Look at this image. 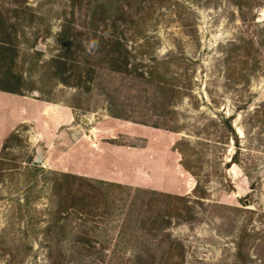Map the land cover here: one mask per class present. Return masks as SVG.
Instances as JSON below:
<instances>
[{
  "label": "rangeland",
  "instance_id": "obj_1",
  "mask_svg": "<svg viewBox=\"0 0 264 264\" xmlns=\"http://www.w3.org/2000/svg\"><path fill=\"white\" fill-rule=\"evenodd\" d=\"M106 1L0 0V92L69 107L81 130L64 127L50 142L24 125L4 138L0 264H164L174 243L172 264H264L263 122L251 119L264 103V66L224 75L234 44L253 43L264 62V0H112L108 13ZM57 56L64 69L51 63ZM162 60L161 78L191 88L174 118L149 79ZM21 104L0 100V135ZM84 134L129 148L134 186L70 174L68 141ZM179 142L197 177L181 166ZM110 155L100 154L105 167ZM161 171L173 173L167 184L193 187L170 194L183 205L148 188L147 174L164 185Z\"/></svg>",
  "mask_w": 264,
  "mask_h": 264
},
{
  "label": "crops",
  "instance_id": "obj_2",
  "mask_svg": "<svg viewBox=\"0 0 264 264\" xmlns=\"http://www.w3.org/2000/svg\"><path fill=\"white\" fill-rule=\"evenodd\" d=\"M9 99L10 101H21V114L16 123L7 130L5 135H0V152L3 145L4 138L10 133L14 132L18 127L29 125L36 135L39 137L52 136V142L56 138L57 131L64 127H70L71 130L77 133H81V130L77 126L76 113L73 109L63 105H51L50 103L29 99L22 96H12L6 93L0 92V100ZM80 130V132H79ZM103 137L96 136L91 137L84 134L83 136L76 137L75 135L69 139L68 144L70 148L68 153H71L74 161L73 168L75 171H71L70 174L74 176H82L85 178H92L101 180L104 182L115 183L123 186H134L136 173L133 172L135 167V160L133 159L132 152L122 149V147L116 145H109V147L101 146V140ZM45 141V139H44ZM105 151L109 152L108 165L105 167L103 162L100 161V154ZM125 150V151H124ZM125 153L126 158L122 159L116 155ZM78 162L79 165H76ZM124 168L123 171L117 172L116 168ZM181 168V167H180ZM83 170V171H81ZM183 175L188 177L183 170ZM154 175L156 174L153 172ZM162 175L161 183H164L161 187H156V179H152L150 174L148 177V188L156 191H162L168 194L186 195L189 191L193 190V187L189 188L188 181H182L180 185L174 186L172 183L167 184L166 179L172 180L173 173L171 171H161L158 175ZM157 175V174H156ZM175 176L178 175L174 174ZM171 176V177H169ZM179 176H181L179 174ZM189 178V177H188ZM186 184V185H185ZM192 186V185H191Z\"/></svg>",
  "mask_w": 264,
  "mask_h": 264
},
{
  "label": "trees",
  "instance_id": "obj_3",
  "mask_svg": "<svg viewBox=\"0 0 264 264\" xmlns=\"http://www.w3.org/2000/svg\"><path fill=\"white\" fill-rule=\"evenodd\" d=\"M112 1V0H111ZM111 1H106L103 3V9L108 8V5H111ZM177 3V2H176ZM180 4L177 3V6H179ZM108 13V10H107ZM152 18V16H151ZM143 22H145V25L147 24L146 19H143ZM142 23V22H141ZM144 25V26H145ZM263 37H264V28H263ZM146 33V30L144 29H140V31H138L136 34V37L139 39H143L146 40V36L144 35ZM233 47H235L236 49H234V51L227 53L225 55V71H224V75L226 77L227 80H233L232 77H234L233 75H235L237 77V79H244L245 78V72L248 71L247 67H249V65H251V63L254 65V68H259V66L263 65L264 66V62L260 59V55L258 50L255 49V46L253 45V43L250 45H240V44H234ZM237 52L240 54V61L238 60L237 66H234V62H233V57L232 55H236ZM173 59L174 55L172 56ZM62 58L60 56H57L55 59H53V61L51 62L52 64H55L58 68V70L64 69L65 68V63L63 62V60H61ZM173 60H171L172 62ZM262 61V62H261ZM174 62V61H173ZM170 62H168V60H162V61H157L156 65L152 68V71L150 72L149 75V79L150 81H153V83H156L157 87H159L160 91H161V99L163 101H165L164 103V107L168 109L167 114L169 117L174 118V116L176 115L175 110L173 111L174 106L177 104V102L188 98L190 100L191 98V88L190 85L188 84L189 80L187 81V85L186 86H180L176 83H174L173 81L169 80H165L163 78H161V76L159 75L160 70L163 66H167ZM174 80V79H173ZM48 102V101H45ZM251 119L255 120V121H262L263 122V126L260 125L263 130L260 133L262 135V138L264 139V103L263 105L257 109V111L253 114V116H251ZM221 123H222V127H224V129L226 131H228V133L231 134V136H233L232 138L235 139L236 145L239 143V139L238 136L235 133V130L233 129L232 125H231V118H225L222 117L221 119ZM141 124H145V123H141ZM155 128H159V127H155ZM167 131H172L175 133H178V129L169 127V126H165L162 127ZM227 140V139H226ZM185 143H187V141L184 139L183 140ZM184 142H179V144H176L177 147L175 146V150L182 156L181 159V166L185 169L186 172H188L190 175L197 177V173L194 172L193 168H191L187 163L188 161L191 160V157L188 155V153H186V151H184L183 149L180 148L181 145H184ZM104 185L106 186H110V187H114V188H118V189H127V186H123V185H119V184H115V183H109V182H102ZM195 191V190H194ZM148 193H152L155 194V192H148ZM166 195V196H163ZM162 196L164 198L169 199L170 201H176L179 204H182L185 202V198L184 197H179V196H174V195H170V194H163ZM183 205V204H182ZM179 210L181 211L182 209L180 208H176V211ZM174 213L171 214H177L175 212V208L173 209ZM170 214V215H171ZM182 249V246L178 243H174L171 245L170 251L166 254L163 263L164 264H172L175 258V252L177 251V249ZM52 252V251H51Z\"/></svg>",
  "mask_w": 264,
  "mask_h": 264
},
{
  "label": "water",
  "instance_id": "obj_4",
  "mask_svg": "<svg viewBox=\"0 0 264 264\" xmlns=\"http://www.w3.org/2000/svg\"><path fill=\"white\" fill-rule=\"evenodd\" d=\"M82 120L84 121V120H86V122L88 121L87 119H85V117H82ZM89 122V121H88Z\"/></svg>",
  "mask_w": 264,
  "mask_h": 264
}]
</instances>
